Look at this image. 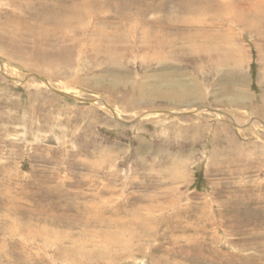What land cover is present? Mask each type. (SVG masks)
<instances>
[{"label": "rangeland", "instance_id": "rangeland-1", "mask_svg": "<svg viewBox=\"0 0 264 264\" xmlns=\"http://www.w3.org/2000/svg\"><path fill=\"white\" fill-rule=\"evenodd\" d=\"M44 1L0 0V264H264V0Z\"/></svg>", "mask_w": 264, "mask_h": 264}, {"label": "bare ground", "instance_id": "bare-ground-1", "mask_svg": "<svg viewBox=\"0 0 264 264\" xmlns=\"http://www.w3.org/2000/svg\"><path fill=\"white\" fill-rule=\"evenodd\" d=\"M31 1H32V0H31ZM37 1H38V0H37ZM43 1H44V0H43ZM53 1H55V0H53ZM29 2H30V1H29ZM44 2H47V1H44ZM49 2H50V1L48 0V4H49ZM31 3H33V2H31ZM52 3H53V2H52ZM52 3H51V4H52ZM20 4H22V3L20 2ZM39 4H41V2H40ZM45 4H46V3H45ZM53 4H54V3H53ZM42 5H43V4H42ZM58 5H59V4H58ZM35 6H36V5H35ZM38 6H39V5H38ZM40 6H41V5H40ZM50 6H51V5H50ZM55 6H56V5H55ZM55 6H54V7H55ZM57 7H58V6H57ZM36 8H38V7H36ZM36 8H35V9H36ZM43 8H45V7H43ZM46 8H47V7H46ZM27 9H28V8H27ZM41 9H42V8H41ZM41 9H40V10H41ZM50 9H51V7H50ZM52 9H53V8H52ZM81 9H82V8H81ZM24 10H25V9H24ZM25 11L27 12L28 10H25ZM30 11H31V10H30ZM33 11H34V10H33ZM35 11H37V10H35ZM44 11H45V9H44ZM46 11H47V10H46ZM52 11H53V10H52ZM55 11H56V10H55ZM41 12H42V10H41ZM255 12H256V11H255ZM257 12H258V11H257ZM0 13H1V12H0ZM24 13H25V12H24ZM31 13H32V12H31ZM31 13H30V14H31ZM42 13H43V12H42ZM53 13H54V11L52 12V14H53ZM62 13H63V12H62ZM74 13H76V12H74ZM30 14H29V16H30ZM59 14H60V13H59ZM65 14H66V13H65ZM31 15H32V14H31ZM33 15H34V13H33ZM61 15H62V14H61ZM61 15H58V18H59V16L62 18ZM63 15H64V13H63ZM75 15H76V14H75ZM43 16H44V15H43ZM43 16H42V18H44ZM54 16H55V15H54ZM54 16H52V17H54ZM70 16H71V15H70ZM48 17H49V14H48ZM77 17H79V16L77 15ZM55 18H56V17H55ZM52 19H53V18H52ZM56 19H57V18H56ZM63 19H64V18H63ZM80 19H81V17H80ZM6 20H7V19H6ZM10 20H11V19H10ZM38 20H39V19H38ZM71 20H72V19H71ZM77 20H78V19H77ZM77 20H76V21H77ZM36 21H37V19H36ZM39 21H40V20H39ZM41 21H42V20H41ZM46 21H47V20H46ZM50 21H51V20H50ZM52 21L55 23L56 20H55V21L52 20ZM52 21H51V23H52ZM155 22H156V21H155ZM58 23H59V22H58ZM62 23H63V22H62ZM3 24L6 25L5 23H3ZM3 24H0V26H3ZM41 24H42V23H41ZM44 24H45V23H44ZM66 24H67V23H66ZM33 25H35V21H34ZM51 25H52V24H51ZM60 25H61V24H60ZM41 26H42V25H41ZM41 26H40V27H41ZM53 26H54V25H53ZM37 27H38V25H37ZM45 27H46V26H45ZM45 27H42V28H45ZM57 27H59V26H56L55 29H57ZM70 27H71V25H70ZM52 29H53V28H52Z\"/></svg>", "mask_w": 264, "mask_h": 264}]
</instances>
